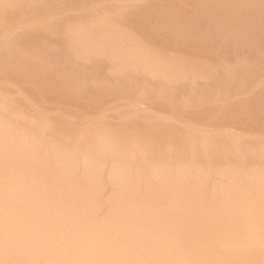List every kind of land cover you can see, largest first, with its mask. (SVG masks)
Segmentation results:
<instances>
[{
  "label": "rangeland",
  "instance_id": "obj_1",
  "mask_svg": "<svg viewBox=\"0 0 264 264\" xmlns=\"http://www.w3.org/2000/svg\"><path fill=\"white\" fill-rule=\"evenodd\" d=\"M0 264H264V0H0Z\"/></svg>",
  "mask_w": 264,
  "mask_h": 264
},
{
  "label": "bare ground",
  "instance_id": "obj_2",
  "mask_svg": "<svg viewBox=\"0 0 264 264\" xmlns=\"http://www.w3.org/2000/svg\"><path fill=\"white\" fill-rule=\"evenodd\" d=\"M82 40V39H81ZM114 112V111H113ZM67 113V112H66ZM59 115V114H58ZM78 119V118H77Z\"/></svg>",
  "mask_w": 264,
  "mask_h": 264
}]
</instances>
